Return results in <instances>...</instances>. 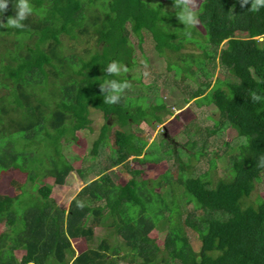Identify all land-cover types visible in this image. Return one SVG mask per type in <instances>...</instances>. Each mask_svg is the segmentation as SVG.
I'll return each mask as SVG.
<instances>
[{"label":"trees","instance_id":"obj_1","mask_svg":"<svg viewBox=\"0 0 264 264\" xmlns=\"http://www.w3.org/2000/svg\"><path fill=\"white\" fill-rule=\"evenodd\" d=\"M15 2L10 0L0 17L5 22L15 15ZM30 3L33 14L22 29L0 27V264H264V197L258 191L264 176V7L203 0L194 12L187 1L202 34L197 26L182 24L178 9L167 10L157 0ZM146 33L157 52L168 56V68L195 85L187 90V101L199 108L214 105L219 112L213 127L186 126L198 139L190 138L184 147L164 136L156 148L158 143L149 145L134 128L159 125L171 114L162 100L146 105L145 94H129L132 86H151L137 72L131 38L135 35L143 50ZM66 36L94 38L95 45L85 55L68 54ZM188 43L195 50L183 52ZM113 60L127 71L108 76L104 70ZM218 64L228 75L213 81ZM109 79L129 83L117 104L103 102L100 84ZM91 108L105 118L92 157L97 159L112 137L111 166L126 167L131 177L125 183L107 169L88 177L63 152V140L78 142L77 132L90 128ZM229 128L241 140L230 156V178L214 181L211 171L196 174L195 161L207 159L214 169L220 155L208 156L209 137ZM167 158L178 160V167L156 179L144 178V170L132 165ZM75 169L85 185L68 209L60 208L46 181L63 185ZM13 171L24 178L10 179L11 195L3 179ZM164 223L160 243L153 232ZM103 225L119 241L104 238L76 253L74 241L91 242ZM18 251L24 252L21 259Z\"/></svg>","mask_w":264,"mask_h":264},{"label":"rangeland","instance_id":"obj_2","mask_svg":"<svg viewBox=\"0 0 264 264\" xmlns=\"http://www.w3.org/2000/svg\"><path fill=\"white\" fill-rule=\"evenodd\" d=\"M159 1L165 3L167 10L174 11L177 9L174 6L175 0H157V2ZM187 1L193 11L196 12L203 0ZM196 26L202 34L205 33V29L198 20ZM237 36L244 37L245 35L238 34ZM131 38L132 42L136 45L135 57L140 65L137 72L140 71L142 73V81L151 86L150 88H143L139 85H136V87L132 86L129 94H135L136 96L145 94L149 97V100H144L146 105H149L151 102L160 103L162 100L166 103L168 110L171 112V114H166L164 116V122L159 125L143 123L140 127L134 128L140 135L146 138L149 145L154 144L155 142L158 143L156 148L161 145L160 142L164 136L169 138L171 143L176 145V147H184L185 143L190 138L198 139V136L193 132L190 134L186 133V126H191V129H193L196 124L203 128L206 126L213 127L214 119L219 118V112L214 105H205L202 108H199L194 103V100H191L190 102L187 101L189 98L187 90L194 89L195 85H191L189 80L182 82L180 80L181 78L175 75V71L168 68V56H161L157 52L153 38L149 33L145 34L143 50L138 46L137 37L132 35ZM200 39L203 40L201 37ZM63 41L64 50L68 54L71 52H77L79 55H85L86 49L93 48L95 45L94 38H88L86 36H82L78 40H71L66 36L63 38ZM193 50H195L194 45L188 43L183 52H191ZM177 64L178 62L175 61L174 65ZM220 68L221 67L218 64L213 81H215L217 77L225 78L228 75L227 72H222ZM187 86L189 87L187 88ZM208 115L212 116L213 119L208 118ZM90 118L92 120L90 128L77 132L78 142L63 140V152L66 158L76 169L83 168L84 174L88 177H95L97 176V172L99 173L100 171L101 173L103 169H107L116 182L125 183L131 177V174L126 167L123 165L117 167L111 166V157L113 155L112 137L109 139L107 145L100 149L98 158L94 159L92 157L93 143L101 133L105 118L103 113L95 108H91ZM224 141H229L232 144L231 147H226ZM240 143L241 140L237 137V133L233 128L225 130L220 135L209 137V147L207 149L208 156L211 157L214 154H218L220 157L216 160V166L212 170L207 159L199 162L195 161V173L201 174L211 171L214 181H217L220 178L229 179L231 176L229 168L230 156L238 151ZM132 165L144 170V178L156 179L167 170H174L177 168L179 162L175 158H167L158 163L146 162L144 164H139L138 162H133ZM76 169L67 177L66 183L63 185L55 183L53 178H49L46 181L47 184L52 186L53 192L51 197L60 208L68 209L73 197H75L85 185L84 177H81ZM13 177L24 178V175H20L16 171H13L11 174L7 175L6 179H3V185L9 186L6 191L11 195L15 194L14 188L9 185V181ZM258 191L264 197V176L258 184ZM164 194L171 203V191L168 187L164 188ZM189 208L192 212L198 213L193 205H190ZM163 225L164 229H161L159 225V229L153 232V236L160 238V243H162L161 238L163 239L167 227L166 223ZM5 227L6 225L2 229L4 230ZM113 231L114 230L107 225L96 227L95 236L91 242L86 243L83 239L74 241L76 253L85 250L88 246L97 247L104 238H109L113 243H116L119 240L116 239L115 232ZM189 235L195 247L199 248L200 241L197 234L191 231ZM123 250L126 249L123 248ZM23 253V251H18V258L21 259Z\"/></svg>","mask_w":264,"mask_h":264},{"label":"clouds","instance_id":"obj_3","mask_svg":"<svg viewBox=\"0 0 264 264\" xmlns=\"http://www.w3.org/2000/svg\"><path fill=\"white\" fill-rule=\"evenodd\" d=\"M10 0H0V17H3L4 12L8 9ZM240 6L243 8L246 5L251 6L253 10H259L260 7H264V0H239ZM176 16L182 22V24L190 29L197 25V16L190 10L187 4V0H175ZM15 15L9 16L6 22L0 18V27H9L15 29H22L24 21L33 14V6L30 0H16L15 2ZM185 35L190 36V32H186ZM108 76H119L122 72H126L127 69L123 67L118 61H111L107 68L104 70ZM129 87L127 81H118L116 79L105 80L103 84H100V90L103 94V102L106 104H117L121 99V94ZM261 164L264 165V159L261 160Z\"/></svg>","mask_w":264,"mask_h":264}]
</instances>
